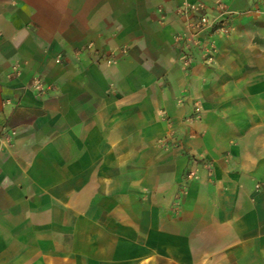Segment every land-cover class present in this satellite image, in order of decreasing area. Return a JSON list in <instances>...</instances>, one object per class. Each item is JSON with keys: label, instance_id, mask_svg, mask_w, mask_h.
I'll return each mask as SVG.
<instances>
[{"label": "crops", "instance_id": "obj_1", "mask_svg": "<svg viewBox=\"0 0 264 264\" xmlns=\"http://www.w3.org/2000/svg\"><path fill=\"white\" fill-rule=\"evenodd\" d=\"M183 1L215 0H0V264H86L85 238L106 253L90 264H171L150 236L198 264H264V0H223L235 31L189 73L174 44ZM90 43L127 52L98 64L77 54ZM109 217L125 241L94 222Z\"/></svg>", "mask_w": 264, "mask_h": 264}, {"label": "built area", "instance_id": "obj_2", "mask_svg": "<svg viewBox=\"0 0 264 264\" xmlns=\"http://www.w3.org/2000/svg\"><path fill=\"white\" fill-rule=\"evenodd\" d=\"M175 15L183 24V30L174 35V44L180 52L181 68L185 73H189L197 61L210 66L214 64L215 59V35L229 37L235 31L234 17L238 14L231 10L223 0H215L212 4L206 1L187 2L183 1L174 9ZM156 15L160 22H165L168 18V9L166 6H158ZM1 34V31H0ZM127 49L124 47L118 53H101L92 43L87 44L83 49L77 51L78 55L93 56L96 63L114 64L126 55ZM63 59H56L57 64H62ZM20 68L12 66L10 77L20 76ZM30 89L37 96H45L50 87L44 86L40 79H33L29 83ZM181 101V100H180ZM194 118H200V108L194 109ZM169 143L168 139L164 140ZM199 167L210 170L211 162L206 159L198 162ZM192 171H188L184 177V183L180 186L179 195L187 191V182L194 178Z\"/></svg>", "mask_w": 264, "mask_h": 264}, {"label": "rangeland", "instance_id": "obj_3", "mask_svg": "<svg viewBox=\"0 0 264 264\" xmlns=\"http://www.w3.org/2000/svg\"><path fill=\"white\" fill-rule=\"evenodd\" d=\"M190 136L195 138V139L197 138V134L195 132L191 133ZM165 139H167L166 136L161 138V140H160L161 141L160 146L163 149H165V151L175 149V148H178L180 146V144H177V143L176 144L175 143L170 144V142L167 143L164 141ZM207 161H209V160H207ZM202 169H204V168H202ZM205 170H207V169H205ZM211 170H212V167L210 168V170H207V171L211 172ZM180 195H182V194H180ZM180 195L178 192V194L176 196L179 197ZM99 214L101 216H103V215H106L107 212L101 208V211ZM94 222H97V224H99L100 227H102L104 230H106L108 233H110L111 237L116 238L117 241H119V240L125 241V240H123L126 238V236H125L126 226L124 224V221H120L119 219H114V218L109 217V219L108 218H102V219L94 221ZM91 224H92V221H87V220L85 221V228L87 231L95 229V226L91 225ZM149 239L150 240H148V243H150V245H153L154 247L158 246L160 248H164V250H165L164 254L166 255V257H165L166 262L173 264V262L170 260V259H172V260H181V261H191L194 264H198L201 261L200 253L188 252L186 250L180 251L181 243L175 239H172L171 237L170 238H166V237L162 238L161 236H150ZM85 244H86V251L84 254H85L86 264H90L89 262H90V259H92V258L98 260V258L101 259L103 256H105L102 254H106V253H99V252L94 253V251L92 250V247L96 244L98 245V242H95L94 244H92V243L88 242V240L85 238ZM125 248H126V246H125L124 242H122V243L118 242V245L111 249L110 254L112 256H114V255L115 256H123L125 253ZM70 258H72V257L70 256ZM213 264H218V263L214 262ZM224 264H236V263H234L233 261H230L229 263H224Z\"/></svg>", "mask_w": 264, "mask_h": 264}]
</instances>
